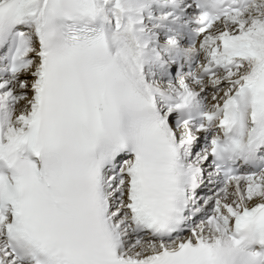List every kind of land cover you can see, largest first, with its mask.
I'll list each match as a JSON object with an SVG mask.
<instances>
[{
	"label": "snow or ice",
	"instance_id": "obj_1",
	"mask_svg": "<svg viewBox=\"0 0 264 264\" xmlns=\"http://www.w3.org/2000/svg\"><path fill=\"white\" fill-rule=\"evenodd\" d=\"M0 264H264V0H0Z\"/></svg>",
	"mask_w": 264,
	"mask_h": 264
}]
</instances>
